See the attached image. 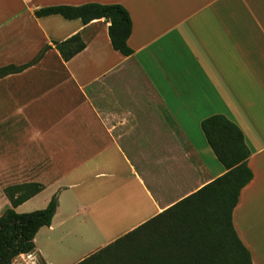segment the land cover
<instances>
[{
  "label": "crops",
  "instance_id": "obj_1",
  "mask_svg": "<svg viewBox=\"0 0 264 264\" xmlns=\"http://www.w3.org/2000/svg\"><path fill=\"white\" fill-rule=\"evenodd\" d=\"M92 3L128 12L130 56L113 50L104 19L35 15ZM74 35L85 47L65 61L55 43ZM43 50L0 78V170L10 163L15 185L42 186L17 208L58 200L34 252L17 258L51 264L43 230L58 244L113 233L77 264L223 175L200 129L222 115L242 132L253 175L233 228L264 264V0H0V68Z\"/></svg>",
  "mask_w": 264,
  "mask_h": 264
},
{
  "label": "trees",
  "instance_id": "obj_2",
  "mask_svg": "<svg viewBox=\"0 0 264 264\" xmlns=\"http://www.w3.org/2000/svg\"><path fill=\"white\" fill-rule=\"evenodd\" d=\"M35 15L79 19L84 25L104 19L109 23L113 50L125 57L132 54L127 45L131 19L121 5L54 6L39 9ZM84 47L80 35L55 43L65 61ZM43 52L28 64L0 68V78L35 64ZM200 129L224 174L77 264H252L232 224L240 192L253 177L247 166L250 151L240 129L222 115L204 119ZM41 189L39 184L4 189L9 207L0 215V264H12L18 256L33 253L36 234L50 227L58 205L56 196L44 209L23 214L14 210Z\"/></svg>",
  "mask_w": 264,
  "mask_h": 264
},
{
  "label": "rangeland",
  "instance_id": "obj_3",
  "mask_svg": "<svg viewBox=\"0 0 264 264\" xmlns=\"http://www.w3.org/2000/svg\"><path fill=\"white\" fill-rule=\"evenodd\" d=\"M9 170H0V215L6 209L9 202L5 196L4 189L15 185L14 170L12 165L5 164ZM30 204L22 205L14 209L19 214L33 212ZM36 211V210H35ZM44 231V230H43ZM43 231L37 238V246L44 253V261L51 264H73L79 256L92 250L104 240L110 238L113 233L111 231H86L81 230L70 236V242L58 244L57 234L51 235L48 241L43 235ZM42 235V236H41ZM68 243V244H67ZM13 264H44L35 256H23L13 261Z\"/></svg>",
  "mask_w": 264,
  "mask_h": 264
}]
</instances>
